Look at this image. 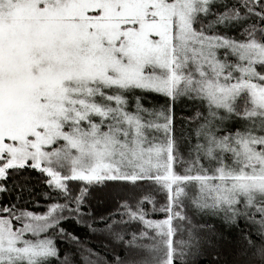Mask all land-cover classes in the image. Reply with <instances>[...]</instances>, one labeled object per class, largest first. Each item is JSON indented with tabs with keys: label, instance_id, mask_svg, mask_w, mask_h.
Wrapping results in <instances>:
<instances>
[{
	"label": "snow or ice",
	"instance_id": "snow-or-ice-1",
	"mask_svg": "<svg viewBox=\"0 0 264 264\" xmlns=\"http://www.w3.org/2000/svg\"><path fill=\"white\" fill-rule=\"evenodd\" d=\"M204 255L264 264V0H0V264Z\"/></svg>",
	"mask_w": 264,
	"mask_h": 264
},
{
	"label": "trees",
	"instance_id": "trees-1",
	"mask_svg": "<svg viewBox=\"0 0 264 264\" xmlns=\"http://www.w3.org/2000/svg\"><path fill=\"white\" fill-rule=\"evenodd\" d=\"M163 102V100H161ZM186 114H187V109H184L183 111H181L179 108L177 109V119L179 120L181 117H186ZM41 190V187L38 185L37 186V192L39 193V191ZM160 201L163 202V197L161 196L160 198ZM41 203H43L41 201ZM94 206H99L97 208L98 211L100 212H103L104 210V201L102 200H97V201H94ZM159 207V205H158ZM149 210L151 208V206L149 205L148 206ZM39 210V209H38ZM208 223L211 225L213 223V221H208ZM70 227V226H68ZM217 227H219V224L217 223ZM78 235H80L81 237H84L85 236V233L84 232H79L77 233ZM225 238L226 240H230L231 237L228 236L227 232H225ZM90 243L97 249V250H100V251H103L101 245H102V241L100 239H97V238H93ZM67 247L66 244H60V248L62 249V253H63V250ZM215 257L214 256H208V255H204L200 258V262L199 264H211V261L212 259H214Z\"/></svg>",
	"mask_w": 264,
	"mask_h": 264
},
{
	"label": "rangeland",
	"instance_id": "rangeland-1",
	"mask_svg": "<svg viewBox=\"0 0 264 264\" xmlns=\"http://www.w3.org/2000/svg\"><path fill=\"white\" fill-rule=\"evenodd\" d=\"M161 103H163L162 101H160Z\"/></svg>",
	"mask_w": 264,
	"mask_h": 264
}]
</instances>
